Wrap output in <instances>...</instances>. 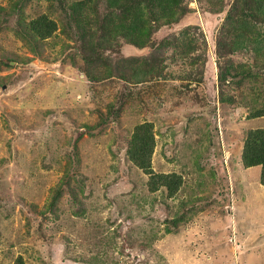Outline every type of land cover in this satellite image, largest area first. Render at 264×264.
Here are the masks:
<instances>
[{"label":"rangeland","instance_id":"obj_1","mask_svg":"<svg viewBox=\"0 0 264 264\" xmlns=\"http://www.w3.org/2000/svg\"><path fill=\"white\" fill-rule=\"evenodd\" d=\"M79 1L0 0V264H264L261 165L241 161L247 131L264 128V0L227 27L223 58L233 0L152 3L161 19L139 44L102 27L124 21L126 0L84 4L83 26ZM44 15L56 29L40 38L28 24ZM108 36L107 76L84 57ZM229 60L247 76L222 85ZM145 122L174 194L150 191L127 157Z\"/></svg>","mask_w":264,"mask_h":264},{"label":"trees","instance_id":"obj_2","mask_svg":"<svg viewBox=\"0 0 264 264\" xmlns=\"http://www.w3.org/2000/svg\"><path fill=\"white\" fill-rule=\"evenodd\" d=\"M90 1L94 2L95 0H80L73 8L71 13V17L74 20L78 19L82 26L84 25V19L82 16H79L80 13H76L80 11V8L84 6V4H89ZM138 1L139 0H126L123 5L118 6L124 21L121 22L120 19L118 23H109V21H112V19L106 15L102 20V27L108 28L109 32L112 27L116 26L122 29L126 33V36H131V42H134V44H139L140 42L138 43V40L141 39L139 37L147 35L150 33L149 30L153 28V23H151V20L154 21V23H158L161 17L154 10H152V3L153 6L156 7L157 4L160 3L159 0H151L150 5H148L147 11L149 10L151 16V18L147 17L148 19H145V17L143 18L145 12L143 13V9L139 5ZM262 1L263 0L232 1L225 15L221 30L217 36V46L218 48H221L218 52L222 58L226 54V48H228L226 41V36L228 33L226 32L227 27L231 25V22L233 21L240 22L241 26H244V20L247 17L251 18V15H253L255 11L257 12L258 10L262 9ZM178 2V0H172L171 4L177 6ZM241 21H243V23ZM145 22H147V26L144 24ZM28 28L37 37L44 38L56 29V21L52 18H49L47 15H44L33 19L28 24ZM233 34L236 35L237 33L233 31ZM103 41L99 40L97 43H95L91 49V53L85 56L84 60L88 62L90 67L96 65L103 66L105 68V74L108 76L110 75L108 72L110 71V66L108 65L107 61L103 59L102 51L106 46H110V36H108V38L104 39ZM223 64L224 66L219 71V80L222 85L227 81L229 83L230 80L237 76V74L238 77H242V79L247 76L246 72L243 71V68H241L239 71V66H233L232 61H224ZM147 65L149 67L152 66L151 62L148 61ZM120 76L125 78L126 74L121 73ZM101 78L102 77H99V79ZM262 114V111L256 110L252 116H259ZM151 125L152 124L145 122L136 126L128 142L127 157L132 162V164L138 167L143 173L148 175L147 187L150 191H155L160 186H164L167 190V194L171 195L174 194V192L178 189L180 177L174 173L154 172L151 165V155L155 147V137ZM241 161L245 167L261 165L260 181L261 184L264 185V128H254L247 131L242 147ZM59 192L60 187L55 189L52 199L49 203L50 207L48 209H50L51 206L55 204V201L59 196Z\"/></svg>","mask_w":264,"mask_h":264}]
</instances>
